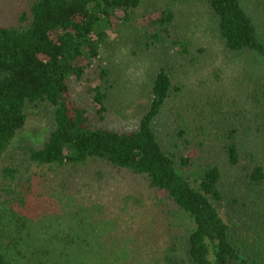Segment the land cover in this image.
Returning <instances> with one entry per match:
<instances>
[{
  "label": "trees",
  "instance_id": "trees-1",
  "mask_svg": "<svg viewBox=\"0 0 264 264\" xmlns=\"http://www.w3.org/2000/svg\"><path fill=\"white\" fill-rule=\"evenodd\" d=\"M144 2L34 0L18 24L0 23V160L27 125V109L44 105L46 135L37 145H29L26 152L38 166H52L58 175H63L64 192L71 199L67 204H75L70 212L72 227L60 228L56 238L52 237V264H115L111 258L128 264L141 256V248L139 254L138 248L116 257L106 253L108 243L111 247L123 244V237L102 236L104 241L99 238L101 232L114 228L113 220L108 222L99 214V208L107 207V203L101 205L82 194L89 181L77 184L92 164L100 165L99 175L111 171L127 178L122 183L127 187L118 200L121 208L124 204V208L137 207L143 202L151 206L149 234L156 247L165 244L166 264H264V240L260 236L249 240L245 236L248 231L252 235L264 233V224L254 229L247 223L250 227L246 228L236 220L231 226L222 214V162L180 154L177 141L169 147L157 133L155 123L177 88L166 67L157 68L147 88V103L136 129L119 131L93 126L90 110L75 101L74 88L85 83L98 112L106 111L113 81L103 54L119 39L134 35L133 30H138L135 26L142 33L139 31L132 41L142 51L161 46L186 56L191 64L199 63L191 56V36L181 33L186 30L181 27L186 18L179 25L172 3L151 5L135 16ZM191 2L192 11L198 6L200 15L203 11L211 16L207 24L227 53H253L264 60V35L244 0ZM186 16V21L191 20ZM200 22L194 25L204 27L205 21ZM198 51L205 53L201 48ZM243 83L252 87L251 100L264 107V79L254 84ZM183 132L186 133L181 129L180 133ZM238 132L235 126L226 133L225 160L230 168L242 165ZM182 142L187 151L198 148V143L191 139L184 138ZM245 172L248 187L264 184L262 165L247 167ZM134 184L138 195L135 191L129 193ZM141 185L147 195L139 191ZM11 215L0 204V224L7 216L11 224H7L9 235L0 230V264H18L24 258L20 249L23 240L16 234L21 232L22 218Z\"/></svg>",
  "mask_w": 264,
  "mask_h": 264
},
{
  "label": "rangeland",
  "instance_id": "rangeland-1",
  "mask_svg": "<svg viewBox=\"0 0 264 264\" xmlns=\"http://www.w3.org/2000/svg\"><path fill=\"white\" fill-rule=\"evenodd\" d=\"M33 1L0 0V23L18 24L20 16L28 11ZM191 1L145 0L140 9L135 11V16H140L151 5L161 7L172 3L178 13L179 25L186 18L181 27L184 26L188 32L182 30L181 33L191 36V56L199 60L198 64H191L186 56L161 46L142 51L132 41L140 31L139 26H135L138 30H133L134 35L129 34L122 40L119 39L108 53L103 54L104 63L111 68L113 81L106 111L98 112L85 83L74 88L75 101L90 110V122L93 126L119 131L136 129L147 103V88L152 84L157 68L166 67L177 91L175 89L155 123L160 139L169 147H173V143L177 141L180 148L183 147L184 138L191 139L198 143V148L194 146L187 151L185 146L178 149L180 154L197 156L207 162L221 161L225 170L222 214L231 226L238 220L239 225L249 228L247 223H251L255 229L259 224H264V184L258 188L248 187L245 169H251L256 164L264 167V107L251 100L249 90L252 87L243 82L254 84L264 79V60L253 53H227L207 24L211 16L202 10L200 15L198 6L192 11ZM244 1L258 20L260 31L264 35V0ZM186 14L191 20L186 21ZM194 19L199 20L193 21ZM200 20L205 21L204 27L197 28L194 23L201 24ZM200 48L205 50L202 55L198 51ZM27 110V125L0 160V204L7 214L22 218L19 221L21 232L15 233L23 240L20 249L24 258L17 263L52 264V237L56 238L54 235L60 228L69 230L72 227L73 217L70 212L75 209V204H67L71 199L64 192V184L61 182L63 175H58V170L52 169V166H38L30 160L26 149L29 145H37L44 140L47 112L44 105L30 106ZM235 126L239 130L236 139L242 165L230 168L225 160L226 133ZM181 129L186 133L181 134ZM99 166L92 164L80 176L77 184L81 186L89 181L82 194L101 205L103 202L107 203V207L99 208V214L108 222L113 220L114 228L109 232H101V241L105 240L101 237L107 238V235L123 237V244L111 247L108 243L106 253L111 252L116 257L119 253L138 248L139 254L141 248V256L128 264H166L165 244L156 247V242L151 241L152 236L149 234L151 206H146L143 202L137 207L124 208V204L121 208L118 200L127 187L122 184L127 178L113 172L117 175L114 176L111 171L99 175ZM136 188L137 185L134 184L129 193L136 192ZM138 189L141 194L147 195L143 185L138 186ZM7 224H10L9 216L0 224L4 235L10 233ZM108 226L113 227V224ZM136 233L139 234L138 239ZM252 234L248 231L245 236L249 240L253 236H260L264 240L262 231ZM148 240L151 241L149 245ZM114 259L111 258V261L115 264H123L121 259Z\"/></svg>",
  "mask_w": 264,
  "mask_h": 264
}]
</instances>
